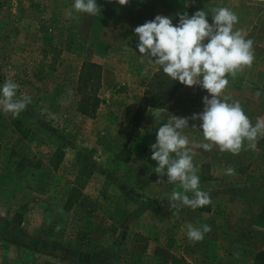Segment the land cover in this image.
I'll list each match as a JSON object with an SVG mask.
<instances>
[{
    "label": "rangeland",
    "instance_id": "obj_1",
    "mask_svg": "<svg viewBox=\"0 0 264 264\" xmlns=\"http://www.w3.org/2000/svg\"><path fill=\"white\" fill-rule=\"evenodd\" d=\"M96 2L100 13L89 15L74 0H0V86L11 79L18 98H32L19 116L0 109V264H264V138L239 155L195 150L210 205L153 203L180 190L157 182L158 127L201 113L211 96L183 85L158 120L153 106L137 116L162 68L141 63L134 32L157 15L177 25L184 12L230 8L255 60L229 77L227 94L255 122L264 118V0ZM200 123L189 119L190 145L203 140ZM188 224L212 231L192 243Z\"/></svg>",
    "mask_w": 264,
    "mask_h": 264
},
{
    "label": "clouds",
    "instance_id": "obj_2",
    "mask_svg": "<svg viewBox=\"0 0 264 264\" xmlns=\"http://www.w3.org/2000/svg\"><path fill=\"white\" fill-rule=\"evenodd\" d=\"M121 5L128 0H118ZM73 8L78 13L96 15L101 9L96 0H74ZM212 22L209 23L208 16ZM179 23L157 15L153 20L134 29L138 36L137 49L140 61L159 66L172 81L192 87L199 85L211 96L203 97L204 109L191 117L171 115L158 127L156 142L150 145L151 159L157 162L154 172L161 177L157 182L178 184L167 197L170 209L187 206L192 210L212 203L210 193L200 189L198 168L193 163L196 149L239 155L242 151L257 149L264 138V118L255 122L245 113L239 100L227 94L229 77L233 80L255 60L254 41L246 39L234 28L238 16L228 7H213L198 10L191 16L187 12L178 14ZM20 85L11 79L0 86V109L13 116L26 110L32 103L31 96L17 97ZM261 92H255L259 98ZM163 109L154 113L156 120ZM189 119L201 121L198 129L203 140L192 143L184 134L189 128ZM192 128H197L195 125ZM227 175H234L229 166ZM167 177V181L163 177ZM59 230V226H57ZM212 231L208 224L195 227L187 225V238L192 243L203 241L205 234Z\"/></svg>",
    "mask_w": 264,
    "mask_h": 264
},
{
    "label": "trees",
    "instance_id": "obj_3",
    "mask_svg": "<svg viewBox=\"0 0 264 264\" xmlns=\"http://www.w3.org/2000/svg\"><path fill=\"white\" fill-rule=\"evenodd\" d=\"M93 67H97V66H93ZM165 76H167L166 74L163 73V70L161 69L160 73L155 77V80L152 82L151 84V89H149L146 94L145 97L142 100V103L139 107V110L137 112V116H141L143 115V113L147 110V108L149 106H153V107H157V108H162V109H166L169 107L173 95L183 87L184 84L182 83H178L176 84V86L171 87L172 86V82H170V80L168 78H166ZM100 78V74H98V77ZM168 87L167 90H163V88ZM161 89V90H159ZM157 90V91H156ZM150 96H153L152 98H150ZM94 103L97 105H99V100L96 99L94 101ZM14 125L16 127V129L23 135V136H27L28 134V130L24 128L23 124L20 121H15ZM153 203H155V205L157 204V206H161V205H167L168 201L164 200L161 202H157V201H153ZM68 209H71V204H68ZM22 217V216H21ZM20 224L22 223V219H20ZM259 261H264V252H261L258 256Z\"/></svg>",
    "mask_w": 264,
    "mask_h": 264
}]
</instances>
